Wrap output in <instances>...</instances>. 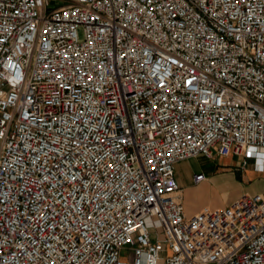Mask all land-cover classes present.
<instances>
[{
  "label": "built area",
  "instance_id": "1",
  "mask_svg": "<svg viewBox=\"0 0 264 264\" xmlns=\"http://www.w3.org/2000/svg\"><path fill=\"white\" fill-rule=\"evenodd\" d=\"M49 1L0 0V264H264L260 192L174 176L264 179V0Z\"/></svg>",
  "mask_w": 264,
  "mask_h": 264
},
{
  "label": "rangeland",
  "instance_id": "2",
  "mask_svg": "<svg viewBox=\"0 0 264 264\" xmlns=\"http://www.w3.org/2000/svg\"><path fill=\"white\" fill-rule=\"evenodd\" d=\"M61 0H50L49 6H55L56 4L60 3ZM237 159L240 160V157L238 155H234L233 157H227L225 156H219L216 154H212L209 157H200L198 158V162L202 165L200 168V172L203 174H208L209 171H213L215 167H218L220 165H230L231 168H234V165H237ZM183 165L178 167V170L176 171V174L180 176L181 180L183 182L188 181V178L192 174V167L194 166V162L190 160H186L182 163ZM245 167L250 168V160H246ZM242 170V168H234V180H230L227 185L226 189L222 193H215L214 190L211 188V186H208L207 189L198 190L197 188H190L189 190V197L190 207H195L199 203H203L206 201L208 204V207H216L219 205H226L229 203L230 200H232L234 197L238 196V193L242 191V188L239 186L237 182H239L240 179V173L239 171ZM246 178L250 181V185L246 186L247 190H252L257 185H264V180L260 179L259 173L256 171H246L245 170ZM243 179V177H241ZM210 185H214V183H211ZM182 201L186 203V197L184 195V192H182ZM244 193V192H243ZM246 193V192H245ZM248 193V192H247ZM122 254L125 255V257L129 258L131 257V252H127L126 250H122Z\"/></svg>",
  "mask_w": 264,
  "mask_h": 264
},
{
  "label": "crops",
  "instance_id": "3",
  "mask_svg": "<svg viewBox=\"0 0 264 264\" xmlns=\"http://www.w3.org/2000/svg\"><path fill=\"white\" fill-rule=\"evenodd\" d=\"M235 154H228V155H224L225 158L227 157H233ZM236 156V155H235ZM200 157H205V156H194V157H188L186 159L183 160H179L175 163L174 165V176L175 179L177 180L178 184L180 185V190H179V195L181 197V201H182V192H184V195L186 197V203H184L182 201L183 207H184V211L186 214H190L196 210H198L199 208H201L202 206H208V204L206 203V201H204L203 203H199L198 205H196L195 207H190L189 203L190 202V198L189 197V190L190 188H197L198 190H203V189H207L208 186H211V188L214 190L215 193H222L224 192V190L226 189V185L230 180H234V168H239V159H237V165H234V168H231L230 165H220L218 167H215L213 169V171H209V173L206 175V178L203 180H200L197 183H193L192 182V174L195 172H198L200 170V168L202 167V165L198 162V158ZM186 160H190L194 162V166L192 167V174L190 175V177L188 178V181L183 182L180 178L179 175L176 174V171L178 170V167L183 165L182 163ZM242 168V170L239 171L240 173V179L239 182H237L239 184V186L242 188V191L238 193L241 194L243 192H248V193H255V192H260L263 197H264V185H257L255 188H253L252 190H247L246 186L250 185V181L246 178L247 176L245 175V170L246 171H254L251 167L247 168V167H240ZM241 177H243V179H241ZM259 177L261 178V175L259 173ZM236 179V178H235ZM232 180V181H233ZM264 180V179H263ZM211 183H214V185H210ZM231 201V200H230ZM229 201V202H230ZM223 205V204H222ZM219 205V206H222ZM218 207V206H216Z\"/></svg>",
  "mask_w": 264,
  "mask_h": 264
}]
</instances>
